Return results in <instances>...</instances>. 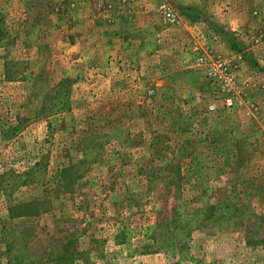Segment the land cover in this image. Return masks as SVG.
<instances>
[{
	"label": "rangeland",
	"instance_id": "rangeland-1",
	"mask_svg": "<svg viewBox=\"0 0 264 264\" xmlns=\"http://www.w3.org/2000/svg\"><path fill=\"white\" fill-rule=\"evenodd\" d=\"M55 7L0 0V264H264L251 51L238 102L210 111L217 91L179 49L73 61ZM39 24L60 42L36 59Z\"/></svg>",
	"mask_w": 264,
	"mask_h": 264
},
{
	"label": "crops",
	"instance_id": "crops-1",
	"mask_svg": "<svg viewBox=\"0 0 264 264\" xmlns=\"http://www.w3.org/2000/svg\"><path fill=\"white\" fill-rule=\"evenodd\" d=\"M52 1L57 4L55 10L67 8L64 42L74 48L69 55L73 61L86 59V53L117 56L123 64L135 49L137 60L146 51L157 57L162 51L173 55L174 49H179L184 63L191 61L190 66L202 69L197 54L209 49L234 62L237 71L242 57L251 51L248 53L255 59L251 63L264 72V0H170L179 15V23L173 25L163 20L158 6L161 0ZM38 30L39 38L29 46L33 50L28 54L36 59L48 47L46 39L52 28L39 24ZM58 42L49 43L52 55Z\"/></svg>",
	"mask_w": 264,
	"mask_h": 264
},
{
	"label": "built area",
	"instance_id": "built-area-1",
	"mask_svg": "<svg viewBox=\"0 0 264 264\" xmlns=\"http://www.w3.org/2000/svg\"><path fill=\"white\" fill-rule=\"evenodd\" d=\"M159 9L162 13L163 20L167 24L179 23V15L169 0H161L158 2ZM198 50V49H196ZM198 53V64L204 70L206 78H208L214 90L216 100H212L207 104V109L213 111L216 109L220 100L226 108H232L238 102V82L236 78V65L229 59H223L215 55L212 50L206 49Z\"/></svg>",
	"mask_w": 264,
	"mask_h": 264
},
{
	"label": "trees",
	"instance_id": "trees-1",
	"mask_svg": "<svg viewBox=\"0 0 264 264\" xmlns=\"http://www.w3.org/2000/svg\"><path fill=\"white\" fill-rule=\"evenodd\" d=\"M59 93H60V92H59ZM59 93H58V94H59ZM59 95H60V94H59ZM66 96H67V95H66Z\"/></svg>",
	"mask_w": 264,
	"mask_h": 264
}]
</instances>
